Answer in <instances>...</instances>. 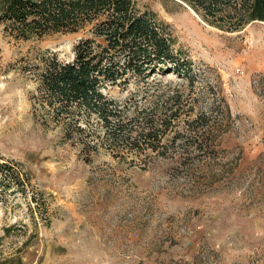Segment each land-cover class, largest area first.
I'll use <instances>...</instances> for the list:
<instances>
[{
    "label": "rangeland",
    "instance_id": "rangeland-1",
    "mask_svg": "<svg viewBox=\"0 0 264 264\" xmlns=\"http://www.w3.org/2000/svg\"><path fill=\"white\" fill-rule=\"evenodd\" d=\"M137 2L193 84L168 72L104 91L131 116L152 92L179 89L193 109L162 139L164 155L86 148L41 124L27 58L70 59L82 34L23 40L0 25V158L23 183L0 187V264H264V21L231 32L179 0Z\"/></svg>",
    "mask_w": 264,
    "mask_h": 264
},
{
    "label": "trees",
    "instance_id": "trees-1",
    "mask_svg": "<svg viewBox=\"0 0 264 264\" xmlns=\"http://www.w3.org/2000/svg\"><path fill=\"white\" fill-rule=\"evenodd\" d=\"M179 1L226 31L264 21V0ZM0 25L3 32L23 40L53 33L82 34L70 59L46 51L27 58L36 76L32 111L41 124L52 121L60 126L64 139L90 149L109 140L111 149L125 147L139 153L148 148L164 155L159 149L164 147L162 139L168 132L179 133L178 123L187 121L185 116L193 109L182 102L179 89L164 90L152 92L148 111L137 108L129 116L130 109L104 91L132 79L150 84L147 77L152 74L157 84L168 72L193 84L190 62L173 51L163 24L137 0H0ZM10 170L0 158V187L23 190L17 172Z\"/></svg>",
    "mask_w": 264,
    "mask_h": 264
},
{
    "label": "bare ground",
    "instance_id": "bare-ground-1",
    "mask_svg": "<svg viewBox=\"0 0 264 264\" xmlns=\"http://www.w3.org/2000/svg\"><path fill=\"white\" fill-rule=\"evenodd\" d=\"M172 74V73H171Z\"/></svg>",
    "mask_w": 264,
    "mask_h": 264
}]
</instances>
